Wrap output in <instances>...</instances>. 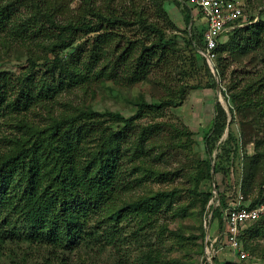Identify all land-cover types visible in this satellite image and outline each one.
Here are the masks:
<instances>
[{
	"label": "rangeland",
	"instance_id": "rangeland-1",
	"mask_svg": "<svg viewBox=\"0 0 264 264\" xmlns=\"http://www.w3.org/2000/svg\"><path fill=\"white\" fill-rule=\"evenodd\" d=\"M33 1L0 0V5H13L12 23L18 25L35 14ZM239 1L264 22V0ZM60 5L55 21L61 26L80 19L102 30H78L70 48L53 53L50 43L0 34V158L21 140L81 111L128 119L137 104L146 107L126 127L107 116L78 123L101 132L95 143L102 135L119 138L126 179L114 205L90 218L79 244L52 249L28 239L19 222L3 218L15 234L0 240V264H264V219L243 229L246 259L237 262L224 245L220 205L230 207L239 194L246 205L253 203L264 181V42H249L246 28L224 33L216 65L210 66L196 42L200 18L191 5L178 8L173 0H60ZM187 12L189 25L183 20ZM148 25L162 32L161 41ZM105 32L112 34L111 44L91 60L93 40ZM127 46L134 59L126 56L123 62L118 56ZM144 49V71H138L133 63ZM22 88L31 97L24 108L11 111L7 103ZM215 121L223 125L218 137ZM208 193L212 197L203 204ZM148 197L157 199L156 206L138 210L137 202ZM120 209L130 212L125 219L105 220Z\"/></svg>",
	"mask_w": 264,
	"mask_h": 264
},
{
	"label": "trees",
	"instance_id": "trees-1",
	"mask_svg": "<svg viewBox=\"0 0 264 264\" xmlns=\"http://www.w3.org/2000/svg\"><path fill=\"white\" fill-rule=\"evenodd\" d=\"M32 3L35 14L31 15L23 24L18 25L12 23L13 5H0V34L9 33L11 36L18 35L19 38L27 36L28 40L50 43L47 47L53 53L56 49L63 51L70 48L77 40L74 33L78 30H83L86 33L102 30L101 26H89L80 19L75 21L76 24L67 21L65 25L61 26L56 23L55 18L61 8L60 0H34ZM173 3L178 8L185 4L183 0H173ZM98 17L102 22H106L107 26L114 25L115 20L103 18L100 14ZM32 19H34L33 23H31ZM183 20L186 25H189L191 22L190 12L185 13ZM200 22H202L201 18ZM199 25L200 28L195 35L196 42L201 51H204L202 40L204 27L203 23ZM143 27H146L145 24ZM245 28L250 33L249 42L252 44L264 42L263 21L258 20L242 29ZM148 29L159 36V41L163 39V34L158 28L148 25ZM112 38V34L107 32L97 35L92 43L90 59H95L103 46H109ZM159 41L156 46L160 45ZM188 42L190 45H195L194 39H189ZM128 47L118 56V59H123V62L134 59L130 54L133 48ZM154 49L158 48L154 47ZM220 49L221 44L218 43L215 49L217 58ZM161 50H164L163 46ZM147 51L144 49L141 52L142 56L134 60L133 64H136L138 71H144L140 60ZM56 58L58 57L55 53ZM46 63L47 60H44L43 66ZM90 65L87 64L86 68H90ZM75 79L76 77L72 78L73 81ZM64 80L60 79L57 82L58 87L64 86ZM43 89L42 87L41 90ZM44 91L49 93L50 89L47 88ZM20 92L21 94L15 100L7 103V107L11 108V111L24 108L31 97L29 89L22 88ZM0 94L2 93L0 92ZM1 103L0 100V106ZM136 107L134 116L128 119L118 113L101 114L81 111L73 117L54 122L28 139L21 140V143L15 146L13 151L0 158V240L12 238L15 234V227L6 226L8 222L6 223L3 219L6 218L9 221L13 220L14 224L19 222L24 227L26 237L32 241L40 242L52 249L71 250L75 248L84 235L90 218L95 216L97 211L105 209L106 206L114 205L115 198L119 196L122 186L126 185L122 166L124 146L119 142V138L117 139L114 134L102 135L95 143V136L99 137L101 132L98 133L90 126L78 123L80 120L107 116L117 123L122 122L126 127L140 115L146 105L140 103ZM220 113L223 117L224 113L221 109ZM216 121L213 129L215 137H218L223 131V125H218ZM208 139L205 137L204 142L210 156L211 149ZM92 143H95L94 148L89 149L88 147ZM132 156L136 155L132 154ZM206 165L210 172V161L206 162ZM260 193L251 205H255L261 200ZM211 197L212 193H208L203 204ZM156 202L155 198H145L137 202L138 210L151 211L156 206ZM220 205L222 213L226 205L224 201ZM129 213V211L126 212V209H120L105 220L109 222L116 216L115 221L119 222L125 219ZM4 214L5 217H3ZM243 229L242 231H244ZM107 239L112 240L111 234L107 235ZM212 261L215 263V258Z\"/></svg>",
	"mask_w": 264,
	"mask_h": 264
},
{
	"label": "built area",
	"instance_id": "built-area-1",
	"mask_svg": "<svg viewBox=\"0 0 264 264\" xmlns=\"http://www.w3.org/2000/svg\"><path fill=\"white\" fill-rule=\"evenodd\" d=\"M193 6V14L201 18L204 31L202 40L204 51L201 54L210 66L216 65L215 49L224 33L242 29L258 21L257 16L250 15L239 0H183ZM261 200L255 205H246L244 197L239 194L230 207L223 210V239L225 248L231 252L237 262L246 259L239 236L247 224H253L264 218V181L260 187Z\"/></svg>",
	"mask_w": 264,
	"mask_h": 264
}]
</instances>
